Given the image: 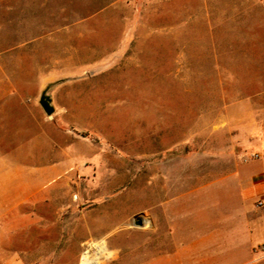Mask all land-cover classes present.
<instances>
[{"label":"rangeland","instance_id":"rangeland-1","mask_svg":"<svg viewBox=\"0 0 264 264\" xmlns=\"http://www.w3.org/2000/svg\"><path fill=\"white\" fill-rule=\"evenodd\" d=\"M66 78L54 264L90 244L93 264H164L161 204L223 175L250 114L264 125V0H0V96Z\"/></svg>","mask_w":264,"mask_h":264},{"label":"crops","instance_id":"crops-1","mask_svg":"<svg viewBox=\"0 0 264 264\" xmlns=\"http://www.w3.org/2000/svg\"><path fill=\"white\" fill-rule=\"evenodd\" d=\"M14 94L0 96V264H54L55 226L70 223V196L55 191L70 174V130L39 96ZM247 125L221 177L161 204L162 263L264 264V125L253 114Z\"/></svg>","mask_w":264,"mask_h":264},{"label":"water","instance_id":"water-1","mask_svg":"<svg viewBox=\"0 0 264 264\" xmlns=\"http://www.w3.org/2000/svg\"><path fill=\"white\" fill-rule=\"evenodd\" d=\"M65 80H58L55 82H50L48 83L44 89L40 92L39 94V98H38V104L40 105V107L42 108L43 112L47 115V116H51L54 112V106L52 103V96L49 93V90L52 89L54 86L58 85L61 82H64ZM136 225L141 226L142 225V221L141 220H137L135 222Z\"/></svg>","mask_w":264,"mask_h":264},{"label":"bare ground","instance_id":"bare-ground-1","mask_svg":"<svg viewBox=\"0 0 264 264\" xmlns=\"http://www.w3.org/2000/svg\"><path fill=\"white\" fill-rule=\"evenodd\" d=\"M95 246H98V244H90L89 246H88V248H87V250H85V252H83V257H82V259H81V261H82V263L81 264H89V263H87V258H89V256H90V252H91V250L93 249H95V257L93 258V263H96V259L100 256L99 255V253H98V251L100 250V249H96L95 248Z\"/></svg>","mask_w":264,"mask_h":264},{"label":"built area","instance_id":"built-area-1","mask_svg":"<svg viewBox=\"0 0 264 264\" xmlns=\"http://www.w3.org/2000/svg\"><path fill=\"white\" fill-rule=\"evenodd\" d=\"M258 205H262V202H259ZM261 249L264 250V244L261 246ZM81 259H82V258H80V262H79V264L82 263ZM87 263H89V264H93V259L91 258V256H89V258H87Z\"/></svg>","mask_w":264,"mask_h":264}]
</instances>
